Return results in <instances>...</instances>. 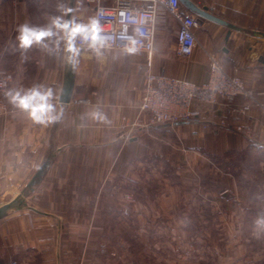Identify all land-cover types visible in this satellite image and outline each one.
<instances>
[{"label":"crops","instance_id":"0c3cea01","mask_svg":"<svg viewBox=\"0 0 264 264\" xmlns=\"http://www.w3.org/2000/svg\"><path fill=\"white\" fill-rule=\"evenodd\" d=\"M192 1L237 27L228 40L227 27L204 20L196 29L199 44L194 53L181 57L175 51L178 25L161 10L150 67L140 51L97 53L80 48L73 65L72 99L63 104L60 96L69 66L64 42L58 50L55 37L22 48L20 29L46 28L56 17L66 20L69 12L61 5L72 9L71 19L88 24L94 5L85 0H7L0 16V69L13 74L7 91L38 85L50 89L60 118L49 124L34 122L4 93L8 112L0 118V206L21 193L43 160L49 162L25 198L27 206L13 208L0 219V264L12 259L22 264H90L81 244L94 237L90 229L97 221L111 226L110 212L116 204L106 196L113 189L144 196L149 164L153 180L167 182L169 205L193 168L208 167L224 175L223 165L231 163L230 176L237 188L254 173L264 178V38L253 33L264 32V0ZM210 55L240 78L252 97L239 95L231 105L193 102L194 119L178 125L153 124L149 113L140 109L147 71L202 85L209 80ZM81 99L87 103H79ZM246 104L250 107L243 113ZM160 160L169 166L166 177L158 171ZM139 204L137 209L143 211ZM168 209L174 211L175 206ZM96 212L102 221L96 220Z\"/></svg>","mask_w":264,"mask_h":264},{"label":"rangeland","instance_id":"374dc122","mask_svg":"<svg viewBox=\"0 0 264 264\" xmlns=\"http://www.w3.org/2000/svg\"><path fill=\"white\" fill-rule=\"evenodd\" d=\"M160 162L158 171L166 177L169 166ZM207 168H193L169 205L167 182L153 180L149 164L143 179L146 194H119L113 189L106 196L116 204L110 212L111 226L97 221L90 229L94 237L81 244V253L90 264H264V178L254 173L237 188L230 176L231 163L223 165L224 175ZM139 203L143 211L137 209ZM99 215L96 212V220L102 218Z\"/></svg>","mask_w":264,"mask_h":264},{"label":"built area","instance_id":"2783aa9c","mask_svg":"<svg viewBox=\"0 0 264 264\" xmlns=\"http://www.w3.org/2000/svg\"><path fill=\"white\" fill-rule=\"evenodd\" d=\"M85 1L94 5V18L99 20L104 29L102 34L114 37L110 47L100 50H125L127 41L119 39L120 34L133 36L138 42L136 51L147 55L150 67L155 49L157 18L161 10L166 11L178 25L175 49L177 55L191 56L199 44L196 29L201 26V22L196 15L189 12L181 0H111L110 3H106V0ZM6 2L7 0H0V16ZM77 45L90 49L81 46L79 39ZM209 57V80L202 85L172 75L147 71L140 109L149 113L153 124H173L194 119L197 111L191 108L193 102L231 105L239 95L252 97L240 78L229 74L215 55ZM12 81V72L0 69V118L8 112L3 96ZM78 102L86 104L87 100L81 99ZM249 107L248 104L244 105L241 112L249 110ZM8 264L22 263L12 259Z\"/></svg>","mask_w":264,"mask_h":264},{"label":"clouds","instance_id":"9594fccd","mask_svg":"<svg viewBox=\"0 0 264 264\" xmlns=\"http://www.w3.org/2000/svg\"><path fill=\"white\" fill-rule=\"evenodd\" d=\"M61 8L65 12L72 11L71 8H64L63 5ZM20 32L19 40L22 48H28L33 44L42 43L46 38L51 40L55 37L54 44L58 50L61 41H63L65 51L68 54L67 60L72 65L78 63L77 57L80 54L77 39H79L81 46H86L97 53H99L100 48L110 47V42L114 39L111 35L102 34L104 29L96 18H92L88 24H82L78 23L75 18L64 20L62 17H56L52 20L51 25L46 28H30L25 25L20 29ZM119 39L127 41L125 50L128 53H134L137 50L136 44L138 42L133 36L121 33ZM44 46L47 47V45ZM5 95L14 106L27 111L34 122L49 124L60 118L50 89H44L38 85L27 90L11 89ZM93 115L99 114L94 113Z\"/></svg>","mask_w":264,"mask_h":264},{"label":"water","instance_id":"95a60500","mask_svg":"<svg viewBox=\"0 0 264 264\" xmlns=\"http://www.w3.org/2000/svg\"><path fill=\"white\" fill-rule=\"evenodd\" d=\"M182 4L192 13H194L202 23L204 20H209L212 22H215L219 25L225 26L228 28L227 34H226V40L229 39V36L232 32V30L237 29V27L224 20L218 15L213 14L207 6H199L192 0H181ZM71 20V12L68 13L67 19ZM255 36L264 38V32L260 30H256L253 32ZM73 88H74V73H73V65L69 63L68 70L66 72L64 86L62 89V93L60 96V102L65 104L69 103L72 99L73 94ZM183 121H178L173 124H182ZM49 160H43L41 164L37 167L36 171L34 172L33 176L29 179V181L26 183L25 187L22 189L21 193L14 198L12 201L7 202L0 206V219L7 216L9 211L13 208L26 205L27 202L25 198L28 196V194L34 189V186L38 183L40 178L42 177L45 169L48 166ZM33 209V207H30Z\"/></svg>","mask_w":264,"mask_h":264}]
</instances>
